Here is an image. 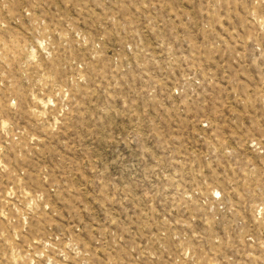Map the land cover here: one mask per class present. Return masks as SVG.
I'll use <instances>...</instances> for the list:
<instances>
[{
	"label": "rangeland",
	"instance_id": "1",
	"mask_svg": "<svg viewBox=\"0 0 264 264\" xmlns=\"http://www.w3.org/2000/svg\"><path fill=\"white\" fill-rule=\"evenodd\" d=\"M0 264H264V0H0Z\"/></svg>",
	"mask_w": 264,
	"mask_h": 264
}]
</instances>
